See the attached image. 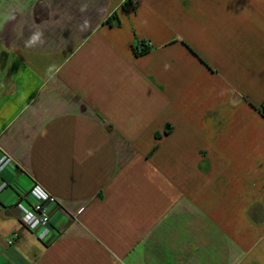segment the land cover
I'll list each match as a JSON object with an SVG mask.
<instances>
[{
  "label": "crops",
  "instance_id": "crops-1",
  "mask_svg": "<svg viewBox=\"0 0 264 264\" xmlns=\"http://www.w3.org/2000/svg\"><path fill=\"white\" fill-rule=\"evenodd\" d=\"M3 155L0 264H264V0H0Z\"/></svg>",
  "mask_w": 264,
  "mask_h": 264
},
{
  "label": "built area",
  "instance_id": "built-area-1",
  "mask_svg": "<svg viewBox=\"0 0 264 264\" xmlns=\"http://www.w3.org/2000/svg\"><path fill=\"white\" fill-rule=\"evenodd\" d=\"M10 162V158L3 155L0 158V171ZM5 184L0 186V190ZM31 199V200H30ZM56 203V199L47 192L41 185L35 183L29 190L26 197L17 201V208L20 211V223L28 231L34 233L40 240L50 235V206ZM8 246L12 245L13 238H7Z\"/></svg>",
  "mask_w": 264,
  "mask_h": 264
},
{
  "label": "trees",
  "instance_id": "trees-1",
  "mask_svg": "<svg viewBox=\"0 0 264 264\" xmlns=\"http://www.w3.org/2000/svg\"><path fill=\"white\" fill-rule=\"evenodd\" d=\"M150 50H151V46L150 45H146V44H139V45L133 47V52H134V55L136 57L143 56V55L149 53ZM261 108L262 107H260V109ZM169 128L170 127H166V129L164 131V134H168ZM156 137H159V134H156Z\"/></svg>",
  "mask_w": 264,
  "mask_h": 264
},
{
  "label": "clouds",
  "instance_id": "clouds-1",
  "mask_svg": "<svg viewBox=\"0 0 264 264\" xmlns=\"http://www.w3.org/2000/svg\"><path fill=\"white\" fill-rule=\"evenodd\" d=\"M33 39H35V38H33Z\"/></svg>",
  "mask_w": 264,
  "mask_h": 264
}]
</instances>
